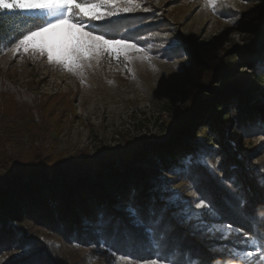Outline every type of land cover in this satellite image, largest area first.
Returning a JSON list of instances; mask_svg holds the SVG:
<instances>
[{
    "label": "rangeland",
    "instance_id": "1",
    "mask_svg": "<svg viewBox=\"0 0 264 264\" xmlns=\"http://www.w3.org/2000/svg\"><path fill=\"white\" fill-rule=\"evenodd\" d=\"M137 2L150 11L106 18L103 23L108 27L100 30L110 35L145 37L139 43L154 57L148 61L106 58L99 65L92 61L91 66L72 73L49 64L46 56L14 57L10 51L0 56V158L13 159L12 165L15 160L49 166L88 161L96 170L106 163L134 169L144 173L140 182L146 190L153 188L149 192L153 191L163 207V193L156 189L173 180L171 172H179V166L188 158L194 161L193 171L201 168L209 175L220 171L217 137L201 132L197 122L191 126L192 132L170 143L171 128L176 122L188 124L186 111L192 102L199 103L222 92L224 84L213 78L214 71L235 53L249 56L260 52L263 57L261 66L257 64L256 68L239 65L235 79L243 77L248 81L257 74L264 77V2L218 0L215 13L204 5V0ZM234 93L219 95L216 100L227 99ZM247 102L248 109L264 111V81L255 84ZM239 109V105H232L221 116ZM261 126L263 129L264 125ZM231 129L236 136L235 123ZM165 144L169 151L168 157H164L168 170L159 171L153 167V154ZM230 144L240 155L251 154L247 166L264 181V137ZM199 160L203 162L197 164ZM167 188L180 193L184 200L193 201L192 209L196 211L189 180L177 179ZM168 212L174 217L179 209L169 207ZM17 226L32 237L33 250L43 249L56 264H116L112 251L131 255L124 250L106 251L100 243L71 246L31 222ZM231 238L237 240L235 234ZM243 238L241 233L240 239ZM21 254V250L11 248L0 261ZM229 262L238 261L231 259L229 253ZM256 264H260L258 258Z\"/></svg>",
    "mask_w": 264,
    "mask_h": 264
},
{
    "label": "trees",
    "instance_id": "2",
    "mask_svg": "<svg viewBox=\"0 0 264 264\" xmlns=\"http://www.w3.org/2000/svg\"><path fill=\"white\" fill-rule=\"evenodd\" d=\"M31 17L20 12H0V48L5 49L0 50V56L11 46L10 42H14V38L33 27ZM262 59L260 52H252L249 56L235 53L225 59L215 69L213 77L218 83L224 84L222 92L213 93V97L205 101L192 102L186 111L188 124L176 122L173 125L170 143L179 139L182 134L192 132L191 126L197 122L201 132L217 137L220 171L216 175H209L207 171L197 167L193 171L200 194L219 213L221 219L218 223H232L247 233L264 237V218L261 213V208L264 207V183L247 166L251 154L240 155L237 148L230 144L234 141L239 145L243 139L264 137V128L261 129V125H264V111L248 109V102L246 103L247 99H251L252 88L257 82L264 81V77L257 74V77L248 81L243 77L235 79L239 65L247 64L256 68L257 64L261 66ZM233 92L235 93L227 99L216 100L219 95ZM232 105H239L240 109L227 111L225 117H222L223 110L230 109ZM198 110L201 113L197 115ZM234 123L238 133L236 136L232 135L231 129ZM165 146L167 145L159 146L153 154V167L159 171L168 170V162L164 157H168L169 151ZM13 162L10 158H0V259L11 248L21 250L22 254L0 261V264H56L43 249L33 250L30 247L32 237L17 226L28 222L51 231L71 246H74L73 243L97 245L101 241H107L111 249L129 251V254L138 258L150 256L139 243V230L127 225L136 235L130 237L125 234L127 219L119 211L133 192L136 194V203L142 208L153 196L156 199L152 206L158 213L163 208L153 191L149 192L153 188L146 190L140 182V179L144 180L143 172L115 168L111 163L96 170L88 161L67 164L59 162L52 166L42 162L27 164L19 160H15L12 165ZM152 174L155 176V173ZM101 212L106 216L122 218L123 223L119 229L113 221L102 233H98L97 219ZM164 223L172 227L169 233L172 245L179 246V264H189V261H198L199 264H230V248L242 246L232 238L227 242L213 241L195 231L191 225L181 223L168 211ZM224 243H228L229 248L221 249L220 245Z\"/></svg>",
    "mask_w": 264,
    "mask_h": 264
},
{
    "label": "snow or ice",
    "instance_id": "3",
    "mask_svg": "<svg viewBox=\"0 0 264 264\" xmlns=\"http://www.w3.org/2000/svg\"><path fill=\"white\" fill-rule=\"evenodd\" d=\"M217 3L218 0H204V5L214 13ZM5 11L9 14L16 12L33 14L31 17L34 21L33 27L18 38H14V42H10L11 46L6 49L14 57L18 54L46 56L49 64L59 65L62 70L72 73L82 70L85 66H91L92 61L99 65L106 58L119 60L122 57L125 61L130 58L145 61L154 58L148 54L149 49L139 43V40L145 37L110 35L100 30L108 27L103 23L106 18L122 13L150 11L149 7H142L137 0H0V12ZM0 50L5 49L0 48ZM202 162V160L196 161L197 164ZM193 163L192 158L185 160L179 166V172L175 170L171 172L174 179L165 181L162 189H156L163 193L160 198L165 201L159 213L152 206L155 203V196L151 197L150 202L142 208L136 203L135 192L119 209L127 219L125 234L130 237L136 235L127 225L139 230L141 236L139 243L150 253V256L135 258L125 253L117 255L107 241H101V247L116 255V264H179L178 257L181 255L179 246L172 245L169 238L172 227L164 223L169 207L179 209V212L173 213V216L179 218L181 223L191 224L195 231L213 241L227 242L235 234L236 242L246 246V249L230 248V258L236 259L238 264H256L257 258L260 264H264V237L247 233L232 223L216 222L221 218L215 207L200 194L198 181L193 175ZM181 178L190 181V193L195 197L196 211L192 209L193 201L184 200L180 193L171 192L167 188L168 184L175 183V180ZM261 213L264 218V207L261 208ZM206 217L210 219H205ZM113 221L117 229L123 223L122 218L106 216L101 212L97 219L98 233H102ZM241 233L244 235L242 240ZM220 248L226 249L229 245L224 243ZM189 264H199V262L189 261Z\"/></svg>",
    "mask_w": 264,
    "mask_h": 264
}]
</instances>
